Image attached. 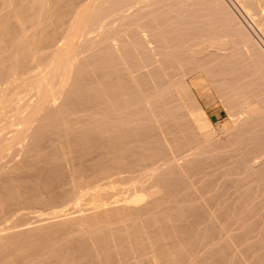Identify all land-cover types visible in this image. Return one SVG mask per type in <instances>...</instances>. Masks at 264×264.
I'll list each match as a JSON object with an SVG mask.
<instances>
[{"label":"bare ground","instance_id":"bare-ground-1","mask_svg":"<svg viewBox=\"0 0 264 264\" xmlns=\"http://www.w3.org/2000/svg\"><path fill=\"white\" fill-rule=\"evenodd\" d=\"M233 1L0 0V264H264V0Z\"/></svg>","mask_w":264,"mask_h":264},{"label":"rangeland","instance_id":"rangeland-1","mask_svg":"<svg viewBox=\"0 0 264 264\" xmlns=\"http://www.w3.org/2000/svg\"><path fill=\"white\" fill-rule=\"evenodd\" d=\"M228 1L227 4L230 1V7L233 8L232 10L236 9L237 4L235 5V1L233 0H226ZM235 5V8L234 6ZM234 12L238 15L239 13L237 12V10H234ZM222 102L220 101V99L216 98L214 101V104L211 105V107L209 106L207 109V112L211 118V120L213 121V124L215 126V130H217L216 134L217 137H223L225 135V132L220 128L222 127L224 130L226 131H230L233 127V123L232 121L228 118L227 116V112L225 110V107L223 106V104H221ZM227 119V120H226ZM220 133V135H219Z\"/></svg>","mask_w":264,"mask_h":264}]
</instances>
